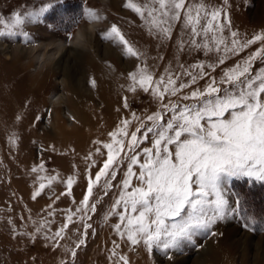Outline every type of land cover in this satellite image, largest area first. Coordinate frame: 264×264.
Listing matches in <instances>:
<instances>
[{
    "label": "rangeland",
    "instance_id": "1",
    "mask_svg": "<svg viewBox=\"0 0 264 264\" xmlns=\"http://www.w3.org/2000/svg\"><path fill=\"white\" fill-rule=\"evenodd\" d=\"M109 2L0 0V16L8 20L14 12L39 11L51 5L34 22L22 26L28 33L27 38L23 35L0 37V264H115L120 255L126 256L129 264H264V183L247 180H234L227 186L230 203L234 201L233 194L239 195L243 202L241 215L217 221L206 233L183 241L178 249L170 250L167 255L155 249L149 253L142 244L133 247L117 235L112 227L117 218L105 220L115 189L104 195L103 179L94 187L89 201L90 205L95 203L96 212H89L91 219L83 221L91 225L86 235H80L84 229L79 213L73 217L76 222L69 225L67 236L60 241L59 247L46 240L43 233L35 232L37 224L47 219L52 221L50 235L64 223L68 210L75 212L87 192L89 175L94 178L106 159L103 144L111 141L108 134L124 119L131 120L128 131H134L138 122L132 118L133 113L143 118L157 110V104L149 94L140 90L128 91L131 83L128 73L135 71L145 60L157 76L164 73L169 64L179 70L174 60L179 23L172 39L165 42L150 34L145 21L125 6L128 0H111L110 8ZM132 2L143 4L144 0ZM204 2L222 10L221 22H224L223 13L226 12L231 30L238 32L241 40L264 33V0ZM86 9H92L101 19L90 22L85 15ZM126 9L132 12V20L123 18ZM135 19H138L136 22L141 20L143 28L133 25L131 21ZM90 24L95 25L91 46L69 42L81 26ZM112 25L119 28L134 49L143 53L139 60L126 56L123 45L104 38ZM224 36H229L227 28ZM61 43L65 46L58 51ZM262 44L264 41H258L239 55H231L211 75L219 77L222 69L246 58ZM46 46L53 59L43 63L35 56L43 53ZM33 48H36L35 53ZM214 60V56L205 57L201 52L180 55V62L185 65ZM255 66L264 65L258 59ZM92 80H95V86ZM204 83L199 82L200 86ZM72 87L78 91L77 102L82 99L81 109L90 110L87 121L98 123L96 126L75 125L74 118L64 114L65 110L78 113L71 103L54 108L51 105L55 95L76 99ZM103 91H111L109 107L101 96ZM125 98L127 107L124 106ZM55 108L62 121L59 130L49 121H56ZM145 146H149L147 141L141 145ZM97 148L100 153L96 152ZM90 153L91 159L86 160ZM41 164L43 171H32L34 167L39 169ZM122 171L117 181L122 178ZM40 177L55 179L48 185L47 180L41 181ZM70 177L73 185L70 194H66V182ZM41 182L46 184L45 189L32 199ZM53 211L55 214L49 216L48 213ZM248 217L256 221L253 230L244 227ZM80 238L85 244L76 249L73 258L69 249L74 248ZM113 249L116 256L112 255Z\"/></svg>",
    "mask_w": 264,
    "mask_h": 264
},
{
    "label": "snow or ice",
    "instance_id": "2",
    "mask_svg": "<svg viewBox=\"0 0 264 264\" xmlns=\"http://www.w3.org/2000/svg\"><path fill=\"white\" fill-rule=\"evenodd\" d=\"M125 6L145 21L150 34L165 42L172 39L177 23L180 24L174 53L179 70L169 64L157 76L145 60L128 73L131 81L128 91L149 94L157 110L143 118L133 113L132 118L138 123L131 132L128 131L131 120H122L108 134L111 141L103 144L106 159L94 178L89 175L87 192L75 212L68 210L64 223L54 233L48 234L52 221L47 219L37 224L35 232L43 233L46 240L59 247L69 225L76 222L73 217L77 213L83 223L85 218L91 219L89 212H96L95 203L90 205L89 201L94 187L103 179L104 195L115 189L105 220L117 218L112 225L117 235L133 247L142 244L149 253L155 249L167 255L183 241L206 233L217 221L242 214L239 195L233 194L231 203L228 199L227 186L232 181L264 183V66H255L258 59L264 65V44L222 69L219 77L211 75L231 55H239L252 44L264 41V33L241 40L238 32L231 30L226 12L221 22L222 10L204 0H144L143 4L128 0ZM48 7L51 5L39 11L14 12L10 20L0 16V37L27 38L22 26L34 22ZM85 15L90 22L101 19L92 9H86ZM225 28L229 30L227 37ZM104 38L123 45L126 56L138 60L143 56L115 25L104 33ZM193 52L214 56L215 60L188 65L180 62L181 54ZM200 81H205L203 86ZM91 83L95 86L96 82ZM124 106H128L127 98ZM146 141L149 146L141 147ZM96 152L100 153V148ZM85 159L90 160L91 153ZM121 169L122 178L117 181ZM38 170L43 171V164L32 169ZM40 179L51 185L55 177ZM72 185L70 177L66 194H70ZM45 187V183H39L32 199ZM255 223L253 217H248L244 227L253 230ZM90 227L83 223L84 231H76L83 237ZM84 244L85 240L80 238L69 249L71 257ZM112 255H117L115 249ZM115 264L129 261L120 255Z\"/></svg>",
    "mask_w": 264,
    "mask_h": 264
},
{
    "label": "bare ground",
    "instance_id": "3",
    "mask_svg": "<svg viewBox=\"0 0 264 264\" xmlns=\"http://www.w3.org/2000/svg\"><path fill=\"white\" fill-rule=\"evenodd\" d=\"M101 2H103V1H105V0H100ZM110 2H109V4L110 5H108L109 6V8L111 7V0H109ZM123 2V1H122ZM126 3V2H125ZM115 6V5H114ZM116 7H118V6H116ZM131 13L132 12H130V10L129 9H126V11H124L123 13H122V15H123V18L125 19L126 17L127 18H129V19H131L132 20V15H131ZM110 16V15H109ZM111 19H113L112 17H111ZM138 20V19H137ZM136 19H135V21H131L132 23H133V25H135L137 28H143V27H141L142 25H143V23L141 22V20L140 21H138V22H136L137 21ZM94 24H90L89 26H81L80 27V29L77 31V33H76V35H75V38L73 39V40H71V41H69V42H72V43H78V44H81V45H85V46H91L92 45V43H93V30H94ZM145 27V26H144ZM136 28V29H137ZM136 31V30H135ZM130 36V35H129ZM158 39V38H157ZM156 39V40H157ZM148 45V44H147ZM64 46H65V44L64 43H61V44H59L58 45V51H61L63 48H64ZM91 49V48H90ZM149 49V48H148ZM32 50V52L33 53H35L36 52V48H33V49H31ZM44 51H43V53H37L36 54V56L35 57H37V60H42L43 61V63H46V62H49L51 59H53L52 57V55H49V53L47 52L49 49H48V47L46 46V47H44V49H43ZM89 50V49H88ZM149 51V50H148ZM55 56V55H54ZM40 63H42V62H40ZM42 63V64H43ZM41 64V65H42ZM152 70V69H151ZM62 83L66 86V84H65V81L63 80L62 81ZM73 89V95H75L76 96V99H65L64 98V96H62V95H55L53 98H52V101H51V105L53 106V108L56 106V107H60L62 104H66L67 106L68 105H70V103L73 105V107H75V108H77V110H78V113H75V112H70V111H68L69 113H67L66 112V110H65V112H64V114H66L67 115V117L69 116L70 118H74V122L76 123L75 125H81V126H96V124H98V123H96V124H90L89 123V121H87L88 119H87V117H88V113L90 112V110L89 111H86L85 109H84V107L81 109V104H83V103H81L82 102V99H81V101H79V103L77 102V100H79V98H78V91H75L76 89L74 88V87H72ZM68 89H70V86H69V84H68ZM67 90V89H66ZM70 93V92H69ZM102 98H103V100L105 101V103L107 104V107H109V106H111V91H103V93H102ZM73 100V101H72ZM78 104H80L79 105V107H78ZM75 105V106H74ZM64 111V110H63ZM54 112H55V116L56 117H54L55 118V123L51 120V119H49V121L51 122V123H53V125H54V127H55V129H60V123H62V121H61V118H60V115H59V111L55 108L54 109ZM100 125V124H99ZM62 132V131H61ZM144 255V254H143Z\"/></svg>",
    "mask_w": 264,
    "mask_h": 264
}]
</instances>
